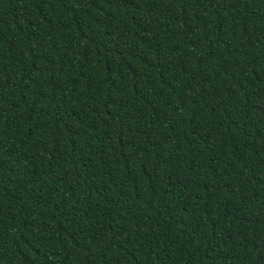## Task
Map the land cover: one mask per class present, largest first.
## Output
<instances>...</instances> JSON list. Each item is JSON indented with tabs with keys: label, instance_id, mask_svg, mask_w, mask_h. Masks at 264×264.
I'll return each mask as SVG.
<instances>
[{
	"label": "trees",
	"instance_id": "trees-1",
	"mask_svg": "<svg viewBox=\"0 0 264 264\" xmlns=\"http://www.w3.org/2000/svg\"><path fill=\"white\" fill-rule=\"evenodd\" d=\"M0 264H264V0H0Z\"/></svg>",
	"mask_w": 264,
	"mask_h": 264
}]
</instances>
